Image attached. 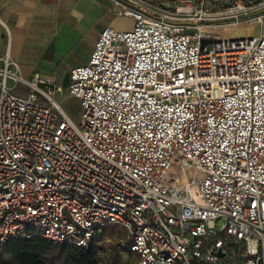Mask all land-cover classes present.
<instances>
[{"label":"built area","instance_id":"2783aa9c","mask_svg":"<svg viewBox=\"0 0 264 264\" xmlns=\"http://www.w3.org/2000/svg\"><path fill=\"white\" fill-rule=\"evenodd\" d=\"M109 1L131 24L68 71L78 124L0 58V252L117 225L137 264H264V0Z\"/></svg>","mask_w":264,"mask_h":264},{"label":"crops","instance_id":"0c3cea01","mask_svg":"<svg viewBox=\"0 0 264 264\" xmlns=\"http://www.w3.org/2000/svg\"><path fill=\"white\" fill-rule=\"evenodd\" d=\"M116 11L109 0H0V58L8 51L18 65L8 70L24 80L37 74L59 82L87 63L103 28H129L131 21ZM9 81L16 94L20 84Z\"/></svg>","mask_w":264,"mask_h":264},{"label":"trees","instance_id":"16d2710c","mask_svg":"<svg viewBox=\"0 0 264 264\" xmlns=\"http://www.w3.org/2000/svg\"><path fill=\"white\" fill-rule=\"evenodd\" d=\"M99 236L101 233L95 235L87 247L80 248L53 243L37 234L27 238L11 237L1 246L0 264H100L99 250L94 246Z\"/></svg>","mask_w":264,"mask_h":264},{"label":"rangeland","instance_id":"374dc122","mask_svg":"<svg viewBox=\"0 0 264 264\" xmlns=\"http://www.w3.org/2000/svg\"><path fill=\"white\" fill-rule=\"evenodd\" d=\"M257 32V27L253 25H245L238 32L231 33L230 36L242 37L256 35ZM64 77L59 81L62 85L63 93L56 94L55 100L59 103L71 121L74 124H78L80 119L79 104L74 98L65 96L67 77ZM6 85L10 88L12 83L7 80ZM14 92L16 94L22 93V95H25L27 93V89L20 84ZM125 245L126 235L125 231H123L121 227L117 225L105 227V229L101 232V236H99L94 243V246L99 250L100 264H137V257L133 254H129Z\"/></svg>","mask_w":264,"mask_h":264},{"label":"water","instance_id":"95a60500","mask_svg":"<svg viewBox=\"0 0 264 264\" xmlns=\"http://www.w3.org/2000/svg\"><path fill=\"white\" fill-rule=\"evenodd\" d=\"M215 255H216L217 257H221V256H222V252H221V250L218 249V250L215 252Z\"/></svg>","mask_w":264,"mask_h":264},{"label":"bare ground","instance_id":"6f19581e","mask_svg":"<svg viewBox=\"0 0 264 264\" xmlns=\"http://www.w3.org/2000/svg\"><path fill=\"white\" fill-rule=\"evenodd\" d=\"M239 30H237V31H232V33H236V32H238Z\"/></svg>","mask_w":264,"mask_h":264}]
</instances>
